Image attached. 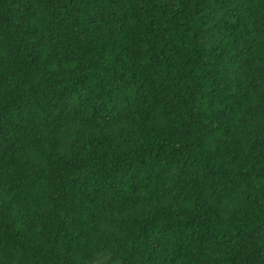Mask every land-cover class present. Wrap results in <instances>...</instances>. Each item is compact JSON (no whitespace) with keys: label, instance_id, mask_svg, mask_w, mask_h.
Listing matches in <instances>:
<instances>
[{"label":"trees","instance_id":"trees-1","mask_svg":"<svg viewBox=\"0 0 264 264\" xmlns=\"http://www.w3.org/2000/svg\"><path fill=\"white\" fill-rule=\"evenodd\" d=\"M0 264H264V0H0Z\"/></svg>","mask_w":264,"mask_h":264}]
</instances>
